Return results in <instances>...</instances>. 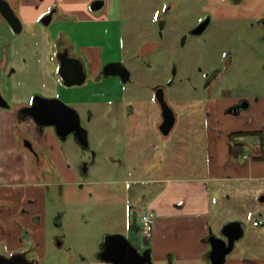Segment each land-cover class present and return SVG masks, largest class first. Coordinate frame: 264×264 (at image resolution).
I'll return each mask as SVG.
<instances>
[{
  "label": "rangeland",
  "instance_id": "rangeland-1",
  "mask_svg": "<svg viewBox=\"0 0 264 264\" xmlns=\"http://www.w3.org/2000/svg\"><path fill=\"white\" fill-rule=\"evenodd\" d=\"M117 1V22L93 20L91 13L99 11L91 8L92 2L89 17L84 11L73 16L60 12L51 24L55 32L72 38L79 52V44H98L104 48L105 65L125 56L127 65L132 68L134 62L145 79L125 86L114 76L101 83L88 77L80 86L60 83L59 97L81 114L89 145L82 146L72 134L64 141L69 157L66 165L59 156L46 158L48 164L42 174L44 181L50 182L45 202L49 249L40 264H57L71 255L92 260L106 236L118 232L145 250L144 231L139 235L130 225L126 226L125 216L130 206L136 208L140 204L139 216L145 211L139 199H143L149 186L146 181L160 176L203 174L207 159L204 124L211 99L264 96L259 88L264 74L254 71V55L259 56L261 51L264 55V42L256 40L261 29H247L249 26L238 18L224 16L245 10L244 7L228 10L222 0ZM262 1L247 0L257 12ZM207 14L213 19L207 31L203 35L192 34L193 27ZM161 16H165V24L160 22ZM85 18L91 22H85ZM146 41L156 42L157 47L143 55L142 44ZM230 60L232 65L226 69ZM216 69L221 70L220 78L213 76ZM214 79L216 83L207 90L206 81ZM160 83L167 85L169 104L180 119L169 134H163L157 124L163 117L162 108L151 86ZM121 91H125L124 99ZM257 183L264 181L237 185L251 189ZM230 184L221 185L229 189ZM240 194L231 201L214 196L211 215L215 230H219V219L242 216L245 225L249 221L252 225L253 219L264 213L260 211L264 210V203L249 193ZM57 237L62 238L60 246Z\"/></svg>",
  "mask_w": 264,
  "mask_h": 264
},
{
  "label": "crops",
  "instance_id": "crops-1",
  "mask_svg": "<svg viewBox=\"0 0 264 264\" xmlns=\"http://www.w3.org/2000/svg\"><path fill=\"white\" fill-rule=\"evenodd\" d=\"M8 1L21 19L22 30L15 32L0 13V92L9 104L7 108L0 106V158L7 165L14 166L16 172L27 173L30 181L36 185L40 182L34 163L19 144L21 134L33 137L40 151L48 152L51 157L59 156L65 165L69 159L54 130L48 128L41 131L33 118L22 115V110L31 105L36 94L59 97L62 79L59 74L57 40L61 31L55 32L51 24L60 12L65 16H73L78 11H84L85 16L89 17V5L94 0H85L84 3L66 0ZM102 1L104 4L99 12L96 11L95 15L91 13L93 20L107 19L115 22L118 19L114 14L117 9L116 0ZM51 11V22L44 24L42 19ZM77 18L82 20L80 14ZM83 20L91 22L88 18ZM69 39L74 52L84 60L88 77H92L104 64V48L87 42L79 44V52L76 42L70 37ZM233 101L234 99L222 97L211 99L207 104L208 119L204 124L207 159L203 174L160 176L146 181L149 186L143 195L141 206L153 220L152 236L145 238V250L150 251L153 264H210V234L221 235L223 226L230 221L244 222L242 216L219 219V230H215L211 215L215 195L231 201L236 196H241L240 193H249V196L264 203L260 200L264 195V184L257 183L251 189L244 184L237 185V182L243 181H264V146L260 145L259 137L236 139V142L243 143L245 147L240 158L231 154L229 144V135L234 131L260 130L264 135V96L259 100L252 99V109L240 115L229 112ZM175 114L176 121L171 132L180 122L176 112ZM246 114L251 116L249 122L245 120ZM245 154L249 155L248 158H244ZM69 166L72 167L71 164ZM223 182H232V187L226 189L225 185H221ZM133 207L135 208L130 206L126 213L125 224L136 232L140 221L138 217L135 223L133 216H130ZM260 211L264 212L262 209ZM46 219L47 217H43L41 221L34 220L32 224L33 252L38 258L35 264H40L41 259L48 254L49 233ZM244 228V236L236 242L225 264H264V213L256 216L252 225L250 221L244 224ZM62 244L63 242L60 245ZM103 249L104 243L92 260L85 256L76 258L71 255L57 264H114L100 258Z\"/></svg>",
  "mask_w": 264,
  "mask_h": 264
},
{
  "label": "flooded vegetation",
  "instance_id": "flooded-vegetation-1",
  "mask_svg": "<svg viewBox=\"0 0 264 264\" xmlns=\"http://www.w3.org/2000/svg\"><path fill=\"white\" fill-rule=\"evenodd\" d=\"M222 1L226 5L228 10L235 9V7L237 6L244 7L245 10L242 9L239 12H231V13L228 12V13H225L224 16L227 19H232L234 17L238 18L239 20H241V22L246 23L243 25L249 26L247 29H250V30L255 29L254 31L256 32H257L256 27L259 30L261 29V32L257 35L256 40L259 42H264V0L262 1L258 9V12L255 9L253 10L249 6V3L247 2V0H222ZM99 10H94V11H99ZM50 13H53V12L51 11ZM160 19H161L160 22L162 24H165L164 23L165 16H161ZM118 20L119 19H116L115 22H117ZM212 21L213 19L211 15L209 14L205 15L193 27L191 33L194 35H203L207 31L209 26L211 25ZM119 27H120V23H119ZM156 47H157L156 42L146 41L142 44L141 53L143 55L149 54L153 52ZM65 49H68L71 55L82 58L81 55L74 52V49L72 48V43L69 37H67V35L64 32H61L57 40V52L62 53ZM262 55H263L262 51L260 52L259 56H256V54L254 55L255 60L257 59L254 62V64L256 63V69L254 68V71L264 74V62L262 61V58L264 59V55L263 56ZM58 59H59V67H60L61 60L59 57ZM116 62H118L121 67L126 68V70L124 71L122 75H107L104 72V67L106 65L103 64L100 70H98L92 76L93 80L95 82L101 83V81L107 79L108 77L114 76L120 80L122 86H125L128 83H134V82L142 83L143 80L145 79L144 76L141 75V72L138 69V66L135 65L134 62H132V65H131L132 68H130L127 65L125 56L124 58ZM231 65H232V60L229 61L226 69H229ZM213 76L215 78L217 77L220 78L221 70L216 69L215 71H213ZM256 79L254 80L255 83L257 82ZM62 83H63V80H62ZM215 83H216L215 79L210 82L207 80L206 85H205L206 89L207 90L212 89ZM151 87L155 92V95L157 97V101L159 104H160L159 99H158L159 94H163L165 99L167 101L169 100L168 99L169 91L167 89V85L160 83L157 85L156 84L152 85ZM259 88L260 90L264 92V80H262L261 78L259 81ZM122 90H124L123 87H122ZM124 98H125V91L122 92V96H121V99H124ZM252 99L259 100L260 97L259 98H251L247 96L240 97L234 100L232 104L229 106V109H228L229 112L235 115H240L241 113L250 111L252 109ZM119 111L120 109L118 107L117 112L119 113ZM22 115H25V114L22 112ZM250 117H251L250 115L246 114L245 120L249 122L251 119ZM162 122H163V117L157 123L160 131H161L160 126ZM82 124H83V121H82ZM38 128L41 131H45L46 129L52 128V127L44 128L38 125ZM241 131H249V130H241ZM71 135L72 134L68 135L65 138L58 136V141L61 147L63 148L66 156L68 155L66 152L64 141H66V139L69 138ZM73 136L75 137V140L79 142L77 135L74 134ZM244 137H248V136H242L239 138H244ZM19 144L25 149L31 161L34 163V170L36 171V175L40 183L36 185L33 184L30 181L27 173L16 172L14 166L7 165L4 162V160L0 158V264H30V262L33 260H35V262H38V258L34 255V252H33L34 245H33L32 224L34 220L41 221L43 217H47L48 215L47 209L45 208V202L47 199V190L50 188V182L44 181L43 177L45 175L42 174V171L44 169V165L48 164L46 158L47 157L53 158V157H51V155L48 152L40 151V149L37 148L38 146L37 141H35L34 138L29 135L21 134ZM84 147H87V146H84ZM83 173H86V163L84 164V167H83ZM77 175L79 176V174ZM62 176L64 177L65 175L62 174ZM35 194L36 196L34 197L33 195ZM139 200H142V199H139ZM139 206L140 204H138L136 208H132L131 213H130L131 217L132 216L134 217L135 215H137V218L139 217L138 212L135 213V211H138ZM56 220L59 221V216L57 217ZM44 230L46 231V229ZM56 240L59 243L58 245H60L62 242L61 237H57Z\"/></svg>",
  "mask_w": 264,
  "mask_h": 264
},
{
  "label": "water",
  "instance_id": "water-1",
  "mask_svg": "<svg viewBox=\"0 0 264 264\" xmlns=\"http://www.w3.org/2000/svg\"><path fill=\"white\" fill-rule=\"evenodd\" d=\"M103 4L104 1L102 0H94L91 8L99 10ZM0 13L15 32L22 30L21 19L8 0H0ZM52 18L53 13H50L42 19V22L49 24ZM58 57L61 60L59 74L65 86H80L86 83L88 72L82 58L71 55L68 49L58 53ZM125 70L126 68L121 67L118 62L108 63L104 67V72L107 75H122ZM158 99L163 115L160 129L163 134H169L174 127L176 115L163 94H159ZM0 106L9 107L1 92ZM22 112L33 118L41 127H52L59 137L65 138L70 134H75L83 146L89 145L88 130L82 124L79 111L60 97H46L36 94L31 105L25 107ZM260 200L264 201V195L260 197ZM133 218L137 223V215ZM244 233V222L241 220L226 223L221 230V235L211 233L209 237L211 245L210 264H225L227 256L234 250L236 242L244 236ZM100 258L114 264H153L150 251L146 249L141 252L124 233L106 236ZM30 264H35V260L31 261Z\"/></svg>",
  "mask_w": 264,
  "mask_h": 264
},
{
  "label": "trees",
  "instance_id": "trees-1",
  "mask_svg": "<svg viewBox=\"0 0 264 264\" xmlns=\"http://www.w3.org/2000/svg\"><path fill=\"white\" fill-rule=\"evenodd\" d=\"M242 136H258L260 140V145H262V147L264 146V135L260 130L231 132L229 135L230 152L236 158H240L245 150L243 143H240L238 141L236 142V139ZM136 233L139 235L142 233L141 226L138 227ZM138 249L140 250L139 247Z\"/></svg>",
  "mask_w": 264,
  "mask_h": 264
},
{
  "label": "built area",
  "instance_id": "built-area-1",
  "mask_svg": "<svg viewBox=\"0 0 264 264\" xmlns=\"http://www.w3.org/2000/svg\"><path fill=\"white\" fill-rule=\"evenodd\" d=\"M248 154L244 155V158H248ZM141 226L143 228V231L145 233V236L147 238H151L152 236V228H153V220L151 215L148 212H143V214L140 217ZM255 224H258V221L254 222Z\"/></svg>",
  "mask_w": 264,
  "mask_h": 264
}]
</instances>
